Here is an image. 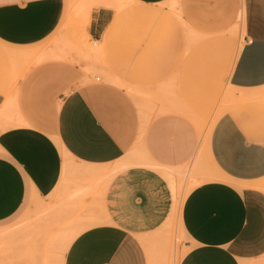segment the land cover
Here are the masks:
<instances>
[{
  "label": "crops",
  "instance_id": "obj_1",
  "mask_svg": "<svg viewBox=\"0 0 264 264\" xmlns=\"http://www.w3.org/2000/svg\"><path fill=\"white\" fill-rule=\"evenodd\" d=\"M132 1L119 11L98 0L78 23L96 38L95 52L85 49L103 54L120 86H76L77 67L60 68L49 84L55 65L31 63L64 20L66 0H0V223L73 193L78 233L62 264H149L140 237L164 222L172 203L162 170L186 169L203 180L181 206L191 246L178 264H264V0H182L183 20L196 30L204 16L224 28L241 16L243 41L208 132L164 106L186 50L179 19L150 8L169 0ZM124 13L157 20L164 32L117 44ZM214 68L198 71L210 94Z\"/></svg>",
  "mask_w": 264,
  "mask_h": 264
},
{
  "label": "rangeland",
  "instance_id": "obj_2",
  "mask_svg": "<svg viewBox=\"0 0 264 264\" xmlns=\"http://www.w3.org/2000/svg\"><path fill=\"white\" fill-rule=\"evenodd\" d=\"M97 1L66 0L64 20L46 40L35 48L37 56L31 62L32 65L53 64L56 67L54 74H46L43 80L45 83H58L61 73L58 70L68 66L77 67L80 71L74 84L76 86L98 82L97 80L120 86L110 74L103 54L91 56L85 49L83 43L92 45L96 38L87 37L78 26L81 15L88 11L85 9L100 6L96 4ZM108 1L112 3L117 0ZM120 1L124 4L117 7L119 11L130 6H137L131 0ZM150 8H161L168 16L177 17L183 27L186 41L183 62L178 71L166 82L164 106L170 111L190 118L202 131L208 132L215 118L222 114L227 75L243 41L241 16L238 14L236 21L229 28L214 23L218 20L215 15L204 16L196 30L197 28L191 26L189 21L183 20L186 14L182 0H169ZM112 9L115 13L116 10ZM158 11L157 14H151L150 18L161 17L162 13ZM122 16L125 21L117 26L116 40L119 42L117 44H128L129 40L132 43L136 42L134 40L142 43V40L146 39L145 36L156 37L161 31L164 32L162 28L165 25H161L157 20H144L127 13ZM211 64L214 65L216 72L213 94L206 89L207 83L203 79L204 76L200 81L198 76V71L204 72L205 68H209ZM68 91L69 88L63 89L62 94ZM181 104L185 105L183 111L178 108ZM162 174L165 178L168 174L172 177L174 175L173 181L177 190L175 189V192L173 188V194L172 186L168 182L172 199L169 214L172 212L174 214L172 216L168 214L160 226L140 237V240L144 247L146 246L149 264H178L191 246L190 239L184 234L180 223L181 206L190 189L203 179L190 172L187 174L186 169L181 173L162 170ZM73 197V193L66 192L62 199L49 203V209L45 199L36 201L32 207L22 209L14 217L1 222L0 233L4 235L0 237V264H27L24 256L26 244V246L37 247L39 264H59L58 260L61 255L64 257L66 252L61 251V237L65 234L78 233L76 223L73 224L75 221L72 222V220L77 219L79 211L74 212V217L70 216L69 207Z\"/></svg>",
  "mask_w": 264,
  "mask_h": 264
},
{
  "label": "bare ground",
  "instance_id": "obj_3",
  "mask_svg": "<svg viewBox=\"0 0 264 264\" xmlns=\"http://www.w3.org/2000/svg\"><path fill=\"white\" fill-rule=\"evenodd\" d=\"M132 1V0H131ZM122 4H124V2H122V1H120V0H117V1H115V6L116 7H120ZM131 5V4H130ZM131 7V6H130ZM129 8V7H128ZM88 15H89V10L86 12V15H85V19H87L88 18ZM92 45H90V44H87V47H88V49L91 51V52H95V50H96V46H97V43L96 42H92L91 43ZM13 58V57H12ZM12 61V60H11ZM13 62V61H12ZM11 62V63H12ZM15 63V62H14ZM14 63H12V65L14 64ZM117 80H118V78H117ZM122 81V80H121ZM127 85V84H126ZM182 111L185 109L184 107H182V108H180ZM16 120V119H15ZM12 122V121H11ZM18 122V121H17ZM173 175V174H172ZM166 179L168 180V182H169V184L172 186V188H171V191H172V194L174 193L173 192V188H174V191L176 192V190H177V188H175V182L173 181L174 180V175H173V177L171 176V175H166ZM178 185V184H177ZM176 189V190H175ZM175 196H177L176 195V193H175ZM174 197V196H173ZM174 200V199H173ZM175 204H176V202H175ZM175 204H174V206H175ZM39 208V207H38ZM172 208H174V207H172ZM171 210H173V209H171ZM174 211H175V209H174ZM171 213V212H170ZM174 213L172 212L171 214H169V215H173ZM169 218V217H168ZM4 234H1L0 233V237L2 238V236H3ZM75 235L76 234H68V235H64V236H62L61 237V245H60V247H61V251L64 253L65 251H66V249H67V247L69 246V244H70V242L73 240V238L75 237ZM27 245V244H26ZM25 245V251H24V256H25V262L27 263V264H39L40 263V261H39V259H38V256H39V254H38V251H37V247L36 246H32V245H30V246H26ZM40 247V246H39ZM146 247V246H145ZM9 248H11V247H9ZM147 249H148V247H147ZM40 250V249H39ZM148 251V250H147ZM42 261V260H41ZM59 262V264H62V262H63V255H61V257H60V259L58 260ZM60 261H61V263H60ZM42 264V263H41ZM44 264V263H43Z\"/></svg>",
  "mask_w": 264,
  "mask_h": 264
}]
</instances>
